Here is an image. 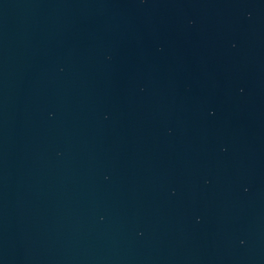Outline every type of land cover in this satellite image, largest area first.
I'll return each mask as SVG.
<instances>
[{
    "label": "water",
    "instance_id": "1",
    "mask_svg": "<svg viewBox=\"0 0 264 264\" xmlns=\"http://www.w3.org/2000/svg\"><path fill=\"white\" fill-rule=\"evenodd\" d=\"M0 264H264V0H0Z\"/></svg>",
    "mask_w": 264,
    "mask_h": 264
}]
</instances>
